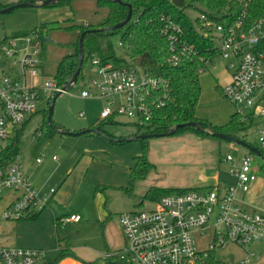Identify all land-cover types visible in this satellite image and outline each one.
Wrapping results in <instances>:
<instances>
[{"label":"built area","instance_id":"1","mask_svg":"<svg viewBox=\"0 0 264 264\" xmlns=\"http://www.w3.org/2000/svg\"><path fill=\"white\" fill-rule=\"evenodd\" d=\"M246 14L244 10L234 23L227 25L216 24L200 12V33L209 37L217 52L229 61L231 80L223 87V95L236 107L242 121L253 119L264 148V15L247 26ZM183 33L182 25L172 20L166 21L161 30L170 42L173 61L179 60V54H198L193 45L183 40ZM43 51L44 38L39 30L4 34L0 38V154L12 130L36 113L42 89L65 92L52 78L41 76ZM90 68L95 74L88 79L81 97L102 102L101 121L126 116L141 122L139 128L146 129L171 99L168 78L149 75L136 65L116 66L93 55ZM43 78L46 81L42 86ZM84 115L82 111L80 116ZM37 161H42V157ZM223 161L229 165L228 174L234 181L169 193L153 201L150 208L122 212L125 245L106 253L105 258L129 264H205L211 251L229 242L242 247L255 242L264 245V211L243 207L237 194L250 192L258 181L253 154L250 150L236 157L228 153ZM12 189L21 194L3 213L5 219L20 220L33 215L50 200V195H41L32 186L18 158L0 170V196ZM55 192V188L50 189V194ZM80 219V214L72 213L60 222L63 225ZM206 233H210V241L199 250L196 238ZM252 255L255 252L248 253L240 264H247ZM0 260L3 264L48 262L43 248L6 245H0Z\"/></svg>","mask_w":264,"mask_h":264},{"label":"rangeland","instance_id":"2","mask_svg":"<svg viewBox=\"0 0 264 264\" xmlns=\"http://www.w3.org/2000/svg\"><path fill=\"white\" fill-rule=\"evenodd\" d=\"M2 1L16 4L23 0ZM69 2L52 7L22 6L9 12H0V38L4 33L16 35L30 32L41 25L47 26L43 33L44 62L41 76L52 78L56 83L60 62L75 51L79 35L77 27L97 25L109 13L108 6L99 4L98 0ZM198 14L194 10L188 11L193 20ZM121 35L122 32L119 31L109 36L117 49ZM45 37H50V40H45ZM228 62L217 53L207 61L206 72L200 74L201 96L196 115L216 125L225 124L236 112V107L223 95L219 87V83L223 85L228 81L230 75V71L227 70ZM90 66L91 63L88 61L84 68V76L80 75L67 91L56 98L53 121L57 125L77 130L101 121V101L81 97V91L86 87L88 79L95 74ZM45 81L44 78L41 79L42 86ZM55 94L41 90L37 111L21 136L19 161L30 179L39 184L37 190L41 195H47L51 188L58 191L61 185L59 182L73 168L76 169L67 182L69 199L61 204L56 196L49 204V207H53V203L59 204L61 212H68L66 210L70 207L66 204L72 206L70 210L72 208L78 210L84 206L85 212H82L84 221L69 223L64 227V236H70L74 244L95 242L105 244L104 230L108 225V229L117 238V249L123 247L125 236L120 224V215L122 212L152 207L153 201L145 197L150 187L206 189L216 184L218 180L231 182L234 179L228 174L229 165L223 158L228 153L236 157L240 153L248 152V149L239 143L213 134L201 135L192 130L178 135L135 138L137 135L146 134L142 133L145 128L138 133V124L141 122L120 115H117L112 123L102 124V128L117 139H128L127 141L111 142L110 139L106 140L98 134L61 135L59 132H53L48 123H45L50 97ZM82 111L85 113L84 116H80ZM22 126L21 124L20 127ZM39 129H46L49 133L39 136ZM232 133L264 151L256 127L237 129ZM252 154L253 166L258 175L257 186L248 193L239 191L237 194L243 207L264 211V157L255 152ZM53 155L57 158H53ZM142 155H146L151 165L148 167L142 162L137 173L133 174L137 157ZM84 156L85 159L76 168V162ZM38 157L44 158L39 166L36 164ZM88 157L93 159L89 166ZM72 164L73 168L67 172ZM98 186L102 191L97 190ZM105 208L107 212L113 213L111 219H99L100 209ZM210 236V233L197 236L199 250L207 247ZM252 245L242 247L229 242L224 247L216 249L214 255L224 264H240L248 253L254 251L255 255L250 256L251 260L247 264H264V248ZM102 261L101 258L99 262ZM117 264L128 263L117 260Z\"/></svg>","mask_w":264,"mask_h":264},{"label":"trees","instance_id":"3","mask_svg":"<svg viewBox=\"0 0 264 264\" xmlns=\"http://www.w3.org/2000/svg\"><path fill=\"white\" fill-rule=\"evenodd\" d=\"M38 3L43 7H52L70 3V0H56L48 4H41L43 0H26ZM99 4H106L109 8L107 17L97 25H79L78 40L75 43V51L65 56L59 64L57 74V85L64 87L72 78L78 68L80 51L79 37L83 31L94 28H105L112 26L124 20L128 14L130 4L133 12L130 21L123 27L116 29H103L101 31H89L83 40V63L80 75L84 76V68L87 62L91 63L93 55H99L105 62H113L116 66L133 64L146 73L157 77H166L170 80L171 99L167 105L158 110L153 124L147 125L145 133H163L171 130L177 124H185L179 127L172 135H178L192 130L201 135H209L216 131L235 136L232 132L237 129H249L254 126L251 118L249 121H242L238 113H234L230 120L223 125L213 124L196 115V109L201 96L200 68H203L206 62L217 54L216 44L207 36L200 33V18L191 19L188 15L189 10L205 13L209 19L216 24L222 23L231 25L234 23L244 10H247L245 16L246 25L250 26L255 20L264 15V0H98ZM14 4L4 3L0 0V9ZM137 14V15H136ZM136 15V16H135ZM172 20L183 27V40L193 45L198 51L197 55L179 54V60L173 61V52L169 40L161 34V30L166 21ZM46 25H41L33 30H39L43 36ZM30 31V32H31ZM121 31L122 35L118 42V47L109 39V36ZM29 33V32H27ZM20 33V34H27ZM16 34V35H20ZM44 38V37H43ZM203 56L204 60L200 57ZM79 75V76H80ZM79 78V77H78ZM74 84V83H73ZM73 84L69 85V89ZM56 94L58 92H55ZM55 94V95H56ZM53 97H50L49 104ZM49 108L46 110L45 123H48L53 132H63L64 127L54 123L50 124L48 120ZM33 116V115H32ZM31 116V117H32ZM31 119L26 120L22 127L14 128L8 138L6 147L0 154V170H5L11 163L15 162L20 155L21 136L24 128ZM200 122L207 131L203 132L189 122ZM109 123L103 120L97 127L100 133L114 137L102 128V124ZM63 128V129H62ZM142 129V128H141ZM65 130H69L65 128ZM42 135L49 133L48 130L40 129ZM120 139L116 142H124ZM252 152V151H251ZM264 153V151H262ZM253 153V152H252ZM144 162L148 167L151 165L146 159V155L137 157V165L133 171L137 173L139 165ZM135 178V177H134ZM192 188H162L158 186L150 187L145 197L151 200H158L162 196L182 192ZM100 190V187H97ZM102 191V190H101ZM63 226L57 224V234H62ZM214 251H211L205 259V264H224L215 258ZM66 255L75 256L70 249H62L59 257L53 262L55 264ZM92 264L94 262H91ZM107 264H110L108 262Z\"/></svg>","mask_w":264,"mask_h":264},{"label":"crops","instance_id":"4","mask_svg":"<svg viewBox=\"0 0 264 264\" xmlns=\"http://www.w3.org/2000/svg\"><path fill=\"white\" fill-rule=\"evenodd\" d=\"M23 1H26V0H23ZM4 34H6V33H4ZM206 66H207V64H205V66L203 67V71L200 72V74L206 72ZM227 70L230 71L228 81L223 85L219 83V87H220L221 92L223 91V87L231 80L232 69H230L228 67V65H227ZM101 107H102V102H101ZM32 119H33V117L31 118V120ZM30 121H29V123H30ZM105 121L112 123L114 121V119L113 120L107 119ZM100 122H102V121H100ZM100 122L94 123L90 126L83 127V128L77 129V130L76 129L73 130L71 128H68V129H70V131H74V132L75 131H82V130L89 129L92 127H97V125ZM145 130L146 129H143V132H142L141 128H139L138 133H141V132L145 133ZM38 132H40V129ZM84 134L86 136L98 134L99 137L102 136L106 140L110 139L111 142L117 141V137L114 136L113 134H111V135H113L114 137L106 136L102 133H96V132H86V133H83L81 135H84ZM66 135H68V134H66ZM81 135H70V136H81ZM96 138H98V137H96ZM118 140H120V139H118ZM127 140L128 139H125V141H127ZM85 152H86L85 154H87L86 150H85ZM19 157H18V161H19ZM38 158H40V157H38ZM53 158H54V155H53ZM37 159H36V164L39 166L43 162L44 158L42 157V161H40V162H38ZM84 159H85V156L81 157L80 160L78 162H76V168L79 167V165L81 164V162ZM94 161H96L95 157H94ZM74 162H75V160H74ZM19 163H20V161H19ZM91 163H93V159L89 158L87 165L89 166ZM20 165H21V163H20ZM21 167H22V165H21ZM26 167L28 168V166H26ZM72 168H73V164L70 166V168H68L67 172H69ZM22 169L25 172L26 176L28 177L32 186L37 189V187L39 186L37 181L30 179V177H29L28 173L25 171V169L23 167H22ZM131 169L133 170V167ZM74 170H76V169L73 168V170H71L69 173L66 172L68 175H66V177L62 181L59 182V183H61V185H60V189L58 191L56 190L57 193L55 192V193L50 194V190H48L49 192L47 191L48 192L47 195H50V200H49L47 206H45V208L43 210L38 211L35 214L29 215L28 217H25V218L20 219V220L5 219L3 217V213L20 196L21 191L13 190V189L4 191V193L0 196V245L43 248L46 250L48 262L55 261L59 257L62 249H70L76 255V257L72 256V255H66L63 258H61L60 260H58V262H56L55 264H92L91 262H94L93 264H98V262L101 258L103 259V261L99 262V264L100 263L101 264H107L108 262H110V264H117V258H112V259L107 260L105 258V254L108 252H114V251H117L119 249H122L124 246L117 249V238L113 234V232L110 229H108V227H107L108 225H106V228L104 230V232H105V234H104L105 244H103L102 242L101 243L100 242L84 243L83 245L74 244L73 242H71L72 240H71L70 236H66V235L64 236V232H63L64 227H65V225H67L69 223H82V221H84L83 215H82V212L83 213L85 212L84 206L78 210H73V208H72V210H70L72 206H69V204H66L67 207H70V208H67V210H66L68 212H61V210H60L61 206H59V204H57V203H53V207H49L51 200L54 199L56 196H57V200L61 204L66 202V199H69V196L67 195L68 194L67 182H68V179ZM233 179H234V177H233ZM218 183L223 185L225 183V181H219L218 180V182L216 184H218ZM257 183H258V181L253 185V188H255L257 186ZM216 184L210 185L208 187L214 186ZM99 191H101V190H99ZM101 198H103V196H101ZM152 201H155V200H152ZM85 209H87V208L85 207ZM72 213L80 214L81 219L79 221H76V222H68V223L62 225L63 229H62V234L60 236L61 241L59 242V236L57 234V224L61 223L60 221H61V218L63 216H67V215L72 214ZM112 216H113V213L110 211L107 212L106 208H105V210L100 209L99 219L105 218L104 220H106V219L108 220L109 218L111 219ZM83 224L85 225L86 221ZM252 244L255 247L257 246V247L264 248V245H262L260 243L255 242ZM124 245H125V238H124ZM105 251H107V252L105 253ZM124 262H126V261H124ZM126 263H128V262H126ZM0 264H3L1 260H0Z\"/></svg>","mask_w":264,"mask_h":264},{"label":"water","instance_id":"5","mask_svg":"<svg viewBox=\"0 0 264 264\" xmlns=\"http://www.w3.org/2000/svg\"><path fill=\"white\" fill-rule=\"evenodd\" d=\"M56 0H43L41 1V4H48V3H51V2H54ZM118 2H122L121 0H117ZM22 6H40L38 3H34V2H30V1H22V2H19V3H16V4H12V5H9L7 7H4L2 9H0V12L1 13H4V12H9L17 7H22ZM129 6V11H128V14L126 16V18L112 26H108V27H105V28H94V29H89V30H86V31H83L81 34H80V37H79V51H80V59H79V64H78V68L77 70L75 71L74 75L72 76V78L67 82V84L63 87V90H67L68 86L75 83L80 75V72H81V67H82V63H83V40H84V37L86 35L87 32L89 31H101L103 29H116V28H119V27H123L124 25H126L131 17H132V12H133V9H132V6L130 4H128ZM45 40H50V37H46ZM63 93V91H59L56 95L53 96L48 108H49V115H48V120L50 122L51 125L54 124V121H53V113H54V105H55V101H56V98L61 95ZM185 124H177L174 128H172L171 130L167 131V132H163V133H146V134H142V135H137V137L135 138H148V137H151V136H167V135H172L179 127L181 126H184ZM188 125L190 126H193L203 132L207 131V129L205 128V126H203L200 122H197V121H193V122H189ZM63 132L65 134H68V135H81L83 133H86V132H96V133H100L101 130L99 129V127H92V128H89V129H85V130H82V131H69V130H63ZM211 134H213L214 136H217V137H220V138H223V139H226V140H229V141H232V142H235V143H239L241 144L242 146L246 147L248 150L252 151V152H255L259 155H263V153L261 152V150H259L257 147L253 146L252 144L248 143L247 141L243 140V139H240L236 136H233V135H229V134H225V133H221V132H216V131H213V132H210Z\"/></svg>","mask_w":264,"mask_h":264}]
</instances>
